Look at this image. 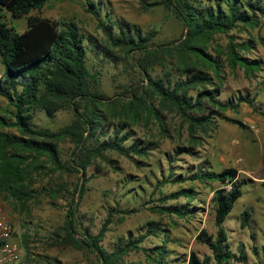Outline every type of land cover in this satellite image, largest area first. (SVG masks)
Wrapping results in <instances>:
<instances>
[{
	"label": "trees",
	"instance_id": "1",
	"mask_svg": "<svg viewBox=\"0 0 264 264\" xmlns=\"http://www.w3.org/2000/svg\"><path fill=\"white\" fill-rule=\"evenodd\" d=\"M140 1L145 9L164 6L172 10L185 24V32L175 45L163 43L153 47L154 32L145 33L129 21H115L108 12L103 15L100 2L96 0H87L85 7L103 29L104 42L93 33L81 30L74 20L31 14L42 9L48 0H0V55L5 69V74L0 77V95L10 104L5 113H0V194L18 205H25L37 192L33 187L37 177L48 172L63 175L78 172L79 181L73 188L65 181H59L43 186L41 191L52 202L61 196L68 199L64 225L55 231L56 242L63 241L76 249L95 252L101 264H123L130 250L147 251L140 245L147 237L146 233L158 235L164 229L159 222L150 221L147 232L141 237L122 240L114 250H109L101 242L114 217L117 215L124 221L138 208L116 206L110 209L97 234L81 227L84 223L79 216V205L93 177L87 174V169L95 159L101 158L112 165L114 162L107 155L110 151L130 158L149 157L155 149L154 141L128 140L135 136V125L142 120L149 123L152 119L160 126L162 135L169 137V127L161 117V111L165 109L178 114L188 132L190 143L179 145L178 155H193L202 134L215 129L219 119L231 120L224 113L227 110H238L243 103L258 109L255 97L241 95L225 99L221 91L224 62L233 70L243 68L249 75H255L262 68L261 60L243 53L252 51L256 41L238 40L237 35L230 32L260 26L264 18V0ZM7 13L12 18L27 17V28L17 31L6 20ZM219 33L226 34L229 40L219 55H215L210 52V44ZM90 52L101 61L110 58L130 60L145 80L125 85L129 99L124 94L110 97L101 87V69L98 65L90 66ZM158 65L166 68L159 77L152 74ZM175 70L179 72L176 79L173 76ZM38 109L50 117L60 110L70 109L74 118L58 130L39 127L34 123ZM66 139L75 146L68 160L63 158L60 147ZM186 180L219 181L222 184L214 189L211 198L216 210L218 236L208 235L203 230L198 239L213 250L216 264L246 262L244 248L239 253L231 248L224 224L235 203L243 196L247 179L240 176L236 167L215 171L209 166H200L191 176L173 171L161 183ZM194 191V188H184L172 195L161 193L160 200L167 202L180 196L192 199ZM151 209L181 216L196 210L188 205L165 204L154 205ZM242 219V226H250L251 211L246 209ZM165 251V248H158L148 256L162 263ZM213 258L202 259L192 251L188 264H212Z\"/></svg>",
	"mask_w": 264,
	"mask_h": 264
},
{
	"label": "rangeland",
	"instance_id": "2",
	"mask_svg": "<svg viewBox=\"0 0 264 264\" xmlns=\"http://www.w3.org/2000/svg\"><path fill=\"white\" fill-rule=\"evenodd\" d=\"M86 1L48 0L42 9L34 10L31 14L55 20H74L81 30L93 33L104 42L105 33L98 27L97 18L86 10ZM96 1L100 2L103 15L108 12L115 21H129L137 24L145 33L154 32L153 47L163 43L175 45L176 40L185 32V24L172 10L164 6L145 9L140 0ZM6 20L19 32L27 28V17L12 18L7 13ZM230 33L237 35L238 40L256 41L252 51L243 53L261 60L262 68L255 75H249L243 68L233 70L224 62L222 97H255L257 110L248 103H243L238 110L224 112L231 120L219 119V125L215 129L202 134L201 143L196 145L193 155L176 153L179 145L190 143L186 125L178 114L167 109L162 110L161 117L169 127V137L162 135L160 126L152 119L149 123L142 120L135 125V136L128 140L132 142L134 138H140L154 141L155 149L149 157L130 158L110 151L107 155L109 160L114 162L112 165L98 158L87 169V174H92L93 177L79 205V216L84 223L81 227L97 234L110 209L116 206L138 208V211L124 221H120L117 215L114 217L110 230L101 242L104 247L114 250L122 240L141 237L147 232L150 221L159 222L164 229L158 235L146 233L147 237L140 245L147 251L130 250L125 255L123 264H188L192 251L197 252L202 259L206 256L213 258V250L207 243L198 239V235L205 230L208 235L218 236L216 210L211 198L214 189L220 188L222 184L219 181L200 180L161 183L162 179L173 171L191 176L200 166H209L215 171L236 167L240 176L247 179L243 186L245 192L235 203L224 225L233 251L239 253L240 249L244 248L247 255L246 262L233 261L232 264H264V18L258 27L237 29ZM228 40L226 34H217L210 44V52L219 55ZM134 56L137 57L138 54ZM88 60L91 68L98 65L101 69V87L110 97L124 94L129 99L125 85L142 83L145 80L139 68L130 60L110 58L101 61L91 52ZM165 70L166 68L158 65L152 70V74L159 77ZM4 74L0 55V77ZM173 76L176 79L179 72L175 70ZM8 105V100L0 95V113H5ZM73 118L74 114L70 109L60 110L53 117L38 109L34 123L39 127L58 130ZM8 130L17 132L14 128ZM60 147L63 158L70 159L74 143L66 139L60 143ZM79 175L78 172L69 175L48 172L37 177L33 186L37 192L25 205H18L0 194V209L13 224L14 241L19 248L20 258L15 264H101L95 252L76 249L63 241L56 242L55 231L64 225L68 199L61 196L52 202L51 198L41 191L43 186L55 185L59 181H65L73 188L79 181ZM159 185L161 186L158 187ZM184 188H194L195 196L192 199L180 196L167 202L160 200L161 193L172 195ZM157 204L188 205L196 210L187 216L176 213L170 215L151 209ZM246 209L251 211L250 226H242L243 212ZM158 248L166 250L162 263L148 256ZM212 264H216L214 258Z\"/></svg>",
	"mask_w": 264,
	"mask_h": 264
},
{
	"label": "built area",
	"instance_id": "3",
	"mask_svg": "<svg viewBox=\"0 0 264 264\" xmlns=\"http://www.w3.org/2000/svg\"><path fill=\"white\" fill-rule=\"evenodd\" d=\"M231 188V185H228ZM20 258L11 220L0 209V264H15Z\"/></svg>",
	"mask_w": 264,
	"mask_h": 264
}]
</instances>
